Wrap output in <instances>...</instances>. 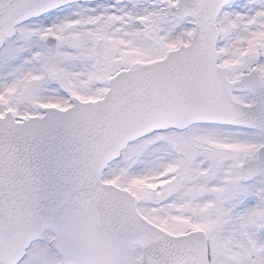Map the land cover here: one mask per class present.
I'll use <instances>...</instances> for the list:
<instances>
[{"label":"snow or ice","instance_id":"snow-or-ice-1","mask_svg":"<svg viewBox=\"0 0 264 264\" xmlns=\"http://www.w3.org/2000/svg\"><path fill=\"white\" fill-rule=\"evenodd\" d=\"M0 264H264V0H0Z\"/></svg>","mask_w":264,"mask_h":264}]
</instances>
